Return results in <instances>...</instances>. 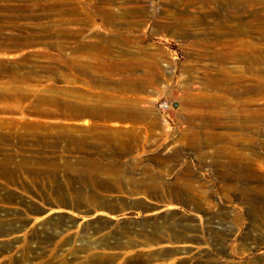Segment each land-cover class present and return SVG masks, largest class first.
<instances>
[{
  "label": "rangeland",
  "instance_id": "374dc122",
  "mask_svg": "<svg viewBox=\"0 0 264 264\" xmlns=\"http://www.w3.org/2000/svg\"><path fill=\"white\" fill-rule=\"evenodd\" d=\"M0 231V264H264V0H0Z\"/></svg>",
  "mask_w": 264,
  "mask_h": 264
},
{
  "label": "bare ground",
  "instance_id": "6f19581e",
  "mask_svg": "<svg viewBox=\"0 0 264 264\" xmlns=\"http://www.w3.org/2000/svg\"><path fill=\"white\" fill-rule=\"evenodd\" d=\"M11 231H13V230H11ZM1 233H7V232H3V231H0V234ZM49 257H51V256H45V261L43 262L44 264H47L46 262H47V258H49ZM28 259H22V260H20V261H15L14 259H12L11 257H9V263L10 264H13L14 262H16L15 264H25V262L27 261ZM50 260V259H49Z\"/></svg>",
  "mask_w": 264,
  "mask_h": 264
},
{
  "label": "built area",
  "instance_id": "2783aa9c",
  "mask_svg": "<svg viewBox=\"0 0 264 264\" xmlns=\"http://www.w3.org/2000/svg\"><path fill=\"white\" fill-rule=\"evenodd\" d=\"M163 111H168L170 109L169 105L167 103H164L161 108Z\"/></svg>",
  "mask_w": 264,
  "mask_h": 264
}]
</instances>
